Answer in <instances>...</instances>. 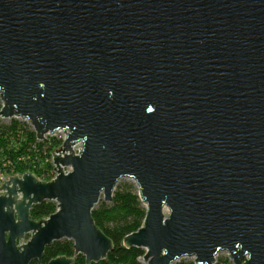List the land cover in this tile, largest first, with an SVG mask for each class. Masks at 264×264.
I'll list each match as a JSON object with an SVG mask.
<instances>
[{
    "label": "water",
    "instance_id": "water-1",
    "mask_svg": "<svg viewBox=\"0 0 264 264\" xmlns=\"http://www.w3.org/2000/svg\"><path fill=\"white\" fill-rule=\"evenodd\" d=\"M0 104L38 141L64 134L53 179L0 185V264L62 240L73 256L46 264L104 261L92 211L121 179L142 264H264V0H0Z\"/></svg>",
    "mask_w": 264,
    "mask_h": 264
},
{
    "label": "trees",
    "instance_id": "trees-1",
    "mask_svg": "<svg viewBox=\"0 0 264 264\" xmlns=\"http://www.w3.org/2000/svg\"><path fill=\"white\" fill-rule=\"evenodd\" d=\"M60 144L56 138L36 140L34 132L26 122L16 119H0V173L11 176L29 172L34 173L40 180L50 181L53 178L54 169L51 153ZM55 211V203L43 202L32 208L30 218L40 220ZM144 217L145 208L132 183L118 185L111 203L100 200L92 211V218L96 226L112 240L114 249L104 261L97 264H142L140 260L144 255V250L125 249L122 246V240L142 226ZM59 256H73L72 242L62 240L46 247L43 264ZM30 264L36 263L31 262ZM73 264H85L84 257L77 256ZM176 264L194 263L192 260H182ZM215 264L231 263L226 256H219Z\"/></svg>",
    "mask_w": 264,
    "mask_h": 264
},
{
    "label": "built area",
    "instance_id": "built-area-1",
    "mask_svg": "<svg viewBox=\"0 0 264 264\" xmlns=\"http://www.w3.org/2000/svg\"><path fill=\"white\" fill-rule=\"evenodd\" d=\"M51 138H56L60 141V143H62L63 139H64V134L61 131H58L55 135L52 136H47L46 140H49ZM52 161V160H51ZM54 172H53V178H54ZM10 175H4L2 173H0V185L2 184V182ZM52 178V179H53Z\"/></svg>",
    "mask_w": 264,
    "mask_h": 264
},
{
    "label": "rangeland",
    "instance_id": "rangeland-1",
    "mask_svg": "<svg viewBox=\"0 0 264 264\" xmlns=\"http://www.w3.org/2000/svg\"><path fill=\"white\" fill-rule=\"evenodd\" d=\"M34 174V173H33ZM122 183H131L128 179H121L119 182H118V184H117V186L118 185H120V184H122ZM116 186V187H117ZM219 256H226L224 253H220L219 255H218V257ZM185 260H190V259H185ZM140 262L142 263V260H140Z\"/></svg>",
    "mask_w": 264,
    "mask_h": 264
}]
</instances>
